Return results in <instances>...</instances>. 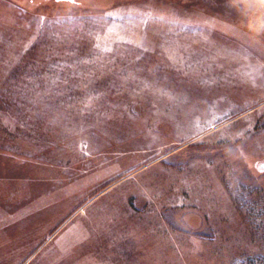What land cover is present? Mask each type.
Instances as JSON below:
<instances>
[{
  "label": "rangeland",
  "instance_id": "374dc122",
  "mask_svg": "<svg viewBox=\"0 0 264 264\" xmlns=\"http://www.w3.org/2000/svg\"><path fill=\"white\" fill-rule=\"evenodd\" d=\"M0 264H264V0H0Z\"/></svg>",
  "mask_w": 264,
  "mask_h": 264
}]
</instances>
